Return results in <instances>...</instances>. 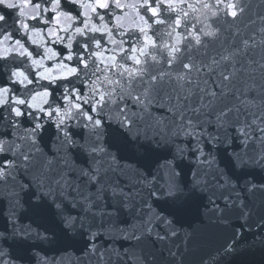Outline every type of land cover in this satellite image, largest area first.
<instances>
[{
	"label": "snow or ice",
	"instance_id": "snow-or-ice-1",
	"mask_svg": "<svg viewBox=\"0 0 264 264\" xmlns=\"http://www.w3.org/2000/svg\"><path fill=\"white\" fill-rule=\"evenodd\" d=\"M63 3L80 9L76 14L64 12L74 17L67 28L58 22V13L64 10L62 0H0V7L18 10L16 14L30 7L38 12L24 16L22 27L13 24L22 38L27 36L36 46L34 50L22 38L0 31V49L4 41L9 49L0 61L11 59L18 65L14 71L6 69L13 87L0 86V127L13 130L12 139L6 131L0 132V198L8 202L0 227V264H21L30 259V249L31 256L38 257L37 264H53L35 247L28 249L25 258L13 245L56 243L55 225L68 237L85 238L79 264H185L191 234L185 232L181 238L175 214L159 206L168 202L177 208L185 187L191 193L210 194L209 211L216 224L242 222L234 229L232 242L218 250L213 264L236 257L235 245L243 238L240 229L246 228L264 245V179L234 174L264 173V0L255 13L252 0H195L187 3L189 11L183 7L186 0H140L139 5L123 0ZM86 3L94 5L87 13ZM162 7L178 15L171 21L175 42L163 45L166 55L157 60L151 58L150 49L156 43L148 33L155 25L165 24L159 18ZM97 8L126 11L113 12L115 23L110 27ZM190 12L199 14L197 23L202 26L193 25L185 36L176 29L187 22ZM129 15L139 25L125 28ZM0 21L7 24L6 16L0 14ZM53 24L55 33L50 31ZM92 25L95 28L90 30ZM129 29L141 35L140 46L126 49V41L114 36V30L122 37ZM32 32L43 37L42 46L29 39ZM95 33L99 39L91 36L88 43L79 44L80 52L68 51L59 60L61 54L49 46L53 42L68 49L65 41L71 35ZM57 37L63 38L58 41ZM105 38L113 47L101 43ZM14 46H21L23 55ZM46 49L55 55L49 58ZM40 59L45 63L35 65ZM74 59L82 68L64 62ZM129 60L132 66L121 62ZM47 61L54 63L49 67ZM45 69L50 70L51 79L40 75ZM16 73L23 78L17 79ZM53 81L68 82L61 85L62 104L50 99ZM75 83L86 87L87 93ZM34 84L42 90L31 87ZM15 86L21 94H14ZM43 117L50 122L54 118L51 152L42 144ZM22 118L32 126L23 128ZM137 145L145 149L142 159L129 154ZM221 151L231 170L222 163ZM160 153L171 158L155 169L152 163H141L153 156L158 160ZM184 162L191 165L186 185H182L185 173L179 166ZM122 215L136 218L131 231L115 227ZM24 219L30 223H22ZM118 237L133 241L134 249L107 244Z\"/></svg>",
	"mask_w": 264,
	"mask_h": 264
},
{
	"label": "water",
	"instance_id": "water-1",
	"mask_svg": "<svg viewBox=\"0 0 264 264\" xmlns=\"http://www.w3.org/2000/svg\"><path fill=\"white\" fill-rule=\"evenodd\" d=\"M34 2H39V0H34ZM111 2V0H109ZM125 3L135 2V0H123ZM187 3H195V0H186V3L183 5L185 11H189L187 9ZM254 5L253 12H259L260 8L257 7L261 4V0H252ZM154 6V5H153ZM62 7L66 11H71L73 14H76L80 9L77 6L69 5L67 3H63ZM18 10H7L0 7V14L6 16V21L8 24L4 26V28L0 31H6L7 33H12L14 39H21L22 34L16 32L13 24L15 22V27H18V18L16 12ZM126 11L124 9H99L97 8V12L100 15L105 16L106 22L109 23V26L112 27L115 23V19L113 16V12L116 15H122L123 12ZM141 14H145L143 10H141ZM51 15V14H47ZM148 16L151 14L148 13ZM178 13H169L165 10L164 7L161 8L160 19L165 20L164 25H155L153 29L149 30V35L152 36L153 40L156 43L155 49H150L151 54H155L158 57V60H161L162 56L166 55V52L163 48V45L168 44L171 45L175 42V33H172V36H169L168 33L171 32V29L168 28V24L171 21H174L177 17ZM199 14L191 13L189 14L188 20L185 24H182L181 27L177 28L176 31L180 32L183 35H187V32L192 30L193 25L197 28L201 27V24L197 23V16ZM251 15V14H250ZM252 19H255V15H251ZM135 21V18L131 16V19L128 20V23H132ZM29 24H35V21H27ZM95 22L98 23V20ZM149 23H152L150 20ZM80 26V22L77 21V25ZM243 25L241 24V27ZM37 27H46L44 25H37ZM65 37L68 35L67 33H61ZM91 36H95L97 39L100 38L99 33L89 34L86 37H77V39L73 42L72 52L75 55L80 52L79 44L88 43ZM114 36L119 39H123L126 41L124 47L126 49L131 48L132 46H140L137 44L138 41H142L141 35L138 31H133L129 29L122 37L114 30ZM47 39V37H46ZM22 42L25 43V46L29 48L30 51L34 50L36 46L31 45L27 40V36H23ZM102 44H105L106 47L111 48L112 45L106 44L105 40L101 41ZM49 46L53 47L56 51H58L61 55L57 59H61L63 56L68 54V49H66L62 44L50 42ZM92 49H89L91 51ZM42 53V50H40ZM131 54V53H128ZM35 55V52H34ZM73 67L82 68V65H78L75 59L73 61H64ZM126 63L128 66H132V61H121ZM53 61H47V66L51 67ZM149 63H152L149 60ZM18 66L11 59L7 62L0 61V86L8 84V86L13 87L9 80V72L6 69L13 68ZM102 67V65H101ZM166 68L167 66L164 65ZM93 69L90 67L89 71ZM84 73H81V77L83 78ZM70 80L74 81V78H70ZM43 85H48L47 81L39 82ZM68 83L67 81H57L55 85L49 86V90L54 94L50 97L51 100H55L57 103L62 104L63 102L58 99L60 93L62 92V84ZM69 86H72L71 84ZM75 86L79 88L82 92L87 93V88L79 83H75ZM33 88H37V90H42L38 87L37 84L31 86ZM14 94H21V89L19 86H15ZM42 116V114H37ZM42 122L45 124L42 134V144L45 147L46 151L51 152L55 148V144H53L54 140V118L53 121H49L47 117L42 118ZM21 125L23 128H30L32 125L27 118L21 119ZM6 131L7 138H13V130L11 128H2L0 127V132ZM145 149L140 146H132L129 154H134L136 159H142ZM159 156L158 160H156V156H153L150 160H141V163H152L153 169L156 168V165L164 163L166 159H170L171 157L165 155L164 153L157 154ZM222 163L229 165L230 162L228 158L224 155L223 151H221ZM135 163L136 161H129ZM179 166L185 173L184 180H182V185L187 182L190 183L191 180V165L187 162L180 163ZM223 166V165H221ZM164 170H161V175L163 176ZM188 174V175H187ZM238 177H243L246 175H252L257 180L264 179V173H261L258 170L252 171H244L240 173H234ZM209 193H191L187 187H185V195L181 196L180 199L176 202L177 208H174L168 202H162L159 206L162 210H167L175 214V224L181 231L179 233L182 238L185 232L191 233V236L187 243V252L185 254V264H202L204 260L208 261V264H213V260L217 258L218 250L222 251V245H226V243H231V237L234 229L240 228V221H231L228 226L219 225L213 223L215 218L211 215L210 209L212 205L209 203ZM27 199V196H26ZM8 210V202L5 199L0 198V227H3L4 224V216ZM31 210V209H30ZM50 219V217H49ZM22 223L27 224L30 223V220L24 219ZM137 223V220L134 216L122 215L115 222V227L126 228L131 231L130 226ZM55 230L57 231V242H35V245H23L17 246L13 245L14 251H22L25 258H27L28 249L31 247H35V250L41 254L42 257H47L48 259L53 261V264H79L78 258L82 256L83 249L85 246V238L79 235L75 237H68L63 230L59 227V225H55ZM255 231V228L253 227ZM240 237L239 243L236 244L237 252L235 254L236 257H229L226 261H220V264H264V245L260 243V241L256 240L255 236L251 235L246 228L240 229ZM101 241H97V243H101ZM179 242V241H178ZM107 244H112L117 248L123 250L124 248H128L130 250L134 249V242L131 240H125L122 237H118L114 241L111 239L107 240ZM6 247L8 245H5ZM183 247V245H182ZM11 250V249H10ZM30 259H26L21 262V264H37L38 257L31 256V249L29 250Z\"/></svg>",
	"mask_w": 264,
	"mask_h": 264
},
{
	"label": "clouds",
	"instance_id": "clouds-1",
	"mask_svg": "<svg viewBox=\"0 0 264 264\" xmlns=\"http://www.w3.org/2000/svg\"><path fill=\"white\" fill-rule=\"evenodd\" d=\"M135 2L137 3V5H139L140 3V0H135ZM55 7V5L53 6ZM94 7V5H90V4H85V8H84V11L85 13L88 12V10L90 8ZM66 10H62L61 12L58 13V15L61 17V19L58 21L59 23H61L65 28H67L73 21L74 17L73 16H65L64 15V12ZM129 12L132 13V15H134V13L132 12L131 9H129ZM17 16H20L21 18L18 19V27H22V24H23V17L24 16H31V15H38V12L37 10L34 8V7H30V8H22L20 13H17L16 14ZM132 15H129L128 16V19L125 21L124 23V27L125 28H129V27H133V26H136V25H139L140 21L137 19L134 23H128L127 21L131 19V16ZM7 24H8V21H7ZM6 24H4V22L0 21V30L3 29V27L5 26ZM92 28H95V25H92L90 30H92ZM168 28L171 29L172 32L175 31L174 27H173V23L170 22L168 24ZM50 31L52 33H55L56 31V28H55V24H53L52 28L50 29ZM63 37H57V40H61ZM29 39L35 43V44H39L42 46V42H43V37L40 36L39 32H32ZM77 39V37L75 35H71L70 39L65 41V44L66 46L68 47L69 51H71L72 49V46H73V42ZM13 50L17 51V52H20L21 55H23V48L21 46H14ZM145 51H147V49H145ZM8 53H9V49L7 47V41H4V47L2 49H0V56H4V57H7L8 56ZM45 55L48 56L49 58H51L53 55H55V53H53L50 49H46L45 50ZM151 58L152 59H157L158 60V57L155 55V54H151ZM45 63V61L43 59H40V60H36L34 61V64L35 65H43ZM56 67H60L59 65H56ZM10 72L11 71H14L13 68H9ZM41 76H45L46 78L48 79H51V75H50V70L48 69H45L43 72L40 73ZM16 78L17 79H21L23 78L22 74L21 73H16ZM25 83H27V81H25ZM53 84H55V81H53ZM67 86H65L66 88ZM47 96L45 95L43 97V99H46ZM34 103L37 104L38 106V101L37 99H34L33 101ZM213 223H215V221H213ZM191 234V233H190ZM202 264H208V261L207 260H204L202 262Z\"/></svg>",
	"mask_w": 264,
	"mask_h": 264
}]
</instances>
